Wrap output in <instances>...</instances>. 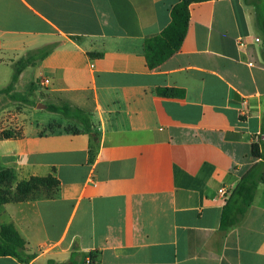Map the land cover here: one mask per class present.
Wrapping results in <instances>:
<instances>
[{
    "label": "crops",
    "instance_id": "0c3cea01",
    "mask_svg": "<svg viewBox=\"0 0 264 264\" xmlns=\"http://www.w3.org/2000/svg\"><path fill=\"white\" fill-rule=\"evenodd\" d=\"M178 1L0 0V90L31 58L0 94V133L18 135L0 138V167L13 171L12 188L58 181L0 207V225L11 223L32 256L0 264L72 255L76 264H264V184L224 231L218 194L257 163L264 0L192 4L179 51L150 70L144 41L170 23ZM64 104L90 115L93 141L46 109Z\"/></svg>",
    "mask_w": 264,
    "mask_h": 264
},
{
    "label": "trees",
    "instance_id": "16d2710c",
    "mask_svg": "<svg viewBox=\"0 0 264 264\" xmlns=\"http://www.w3.org/2000/svg\"><path fill=\"white\" fill-rule=\"evenodd\" d=\"M204 1L208 0H179L170 10V23L159 35L144 41V56L150 70L157 68L179 51L188 30L190 6ZM256 18L264 42V10H258ZM38 53H43V55H45L46 51L40 50ZM262 58L264 60V46ZM30 62L31 58L23 62H18L12 77V84L16 81L19 72ZM12 84L6 89L0 90V94L9 93L12 89ZM158 94L166 97H176L182 96V91L176 89H159ZM46 109L51 113L61 115L65 119L72 120L81 126V130L68 131H71L73 134H79L81 132L88 133L92 141L95 139V126L88 113L77 107H71L66 104L46 105ZM17 136L18 135L12 131L0 133V138L3 139ZM251 157L257 160V163L242 176L230 197L226 199L224 203L220 218V228L223 231L239 223L253 201L257 186L259 184H264V115L261 134L258 135L251 144ZM91 159L92 150L90 149V161ZM1 172L3 175L9 174L7 179H9V185L12 186L14 181L13 171L0 167V173ZM57 186L58 181L52 176L44 178L31 177L27 181L18 182L15 190L20 198H25L30 192L39 188L49 189ZM0 256L15 257L23 263H28L29 260L32 259V256L25 254V242L11 223H5L0 226ZM48 264L56 263L49 261ZM59 264H76L74 255L71 256L67 263Z\"/></svg>",
    "mask_w": 264,
    "mask_h": 264
},
{
    "label": "rangeland",
    "instance_id": "374dc122",
    "mask_svg": "<svg viewBox=\"0 0 264 264\" xmlns=\"http://www.w3.org/2000/svg\"><path fill=\"white\" fill-rule=\"evenodd\" d=\"M53 128L54 126L51 127V130H53ZM65 128L67 130H72V131L77 130V127L75 126V124L72 125L71 123L68 124ZM8 176L9 174L3 175L2 172L0 173V207L4 203L23 199V198H20V196L16 193L15 188H12V186L9 185V179H7ZM1 220H2V217L0 216V224H1Z\"/></svg>",
    "mask_w": 264,
    "mask_h": 264
},
{
    "label": "built area",
    "instance_id": "2783aa9c",
    "mask_svg": "<svg viewBox=\"0 0 264 264\" xmlns=\"http://www.w3.org/2000/svg\"><path fill=\"white\" fill-rule=\"evenodd\" d=\"M255 42H259L260 39L259 38H255L254 39ZM244 43L242 41L238 42V48H243ZM251 65V64H250ZM91 67H93V65H91ZM42 86H47L49 85V80L48 79H44L41 83ZM232 191H230L228 188L222 187L218 190V194L221 195L222 197H224L225 199H228L231 195ZM85 264H96L91 257H87L85 259Z\"/></svg>",
    "mask_w": 264,
    "mask_h": 264
},
{
    "label": "water",
    "instance_id": "95a60500",
    "mask_svg": "<svg viewBox=\"0 0 264 264\" xmlns=\"http://www.w3.org/2000/svg\"><path fill=\"white\" fill-rule=\"evenodd\" d=\"M43 107V106H42Z\"/></svg>",
    "mask_w": 264,
    "mask_h": 264
}]
</instances>
